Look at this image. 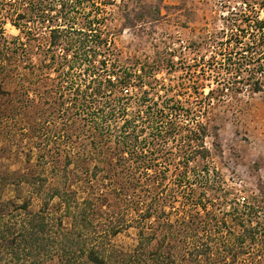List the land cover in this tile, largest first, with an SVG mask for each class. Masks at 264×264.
<instances>
[{"label": "rangeland", "instance_id": "rangeland-1", "mask_svg": "<svg viewBox=\"0 0 264 264\" xmlns=\"http://www.w3.org/2000/svg\"><path fill=\"white\" fill-rule=\"evenodd\" d=\"M5 2L0 0V18L8 7L2 5ZM76 6L86 11L102 10L99 25L112 39L119 59L161 58L164 66L157 78L171 82L178 98H189L194 107L203 105L196 114L210 127L205 138L210 156L191 162L196 169L206 166L208 172L202 171V178L197 180L194 168H190L186 186L180 190L169 171L170 189L161 191L160 196L161 202H166L151 218L139 217L143 206L117 203L116 196L107 194L113 206L102 207L93 228L102 233L107 230L108 213L124 219L117 233L105 240L106 264H132L139 231L159 228L160 208L173 222L191 208L190 199L196 198L203 203L197 206L200 213L207 212L205 216H210L220 238L212 258L224 254L223 248L230 246L233 234L240 232L237 213H246L247 206H253L257 211L251 226L261 236L245 243L247 248L238 256V264H264V0H79ZM156 8L160 9L159 16ZM137 14L143 18L135 21ZM3 31L8 40L20 35L8 21H3ZM38 58L34 55L32 60L37 62ZM27 61L20 62L19 72H27L23 65ZM171 61L175 66L166 69ZM256 78L260 91L253 90ZM196 83H203V88L198 86L194 91ZM62 84L66 83L51 80L38 85L23 78L0 82V264H47L41 261L43 255H35V247L23 243L13 226L26 213L42 210L50 224L60 219L70 227L77 202L88 196L96 198L104 188L102 171L92 176L94 162L75 156L82 150L77 143L81 139L76 137L81 129L78 120L66 125L71 137H64L65 116L56 109ZM37 85L42 90L52 87L53 91L37 96L32 90ZM210 89L212 95L203 98ZM71 190L75 194H70ZM144 194L141 190L132 198L149 200ZM159 216L164 219L163 214ZM190 238L185 239L192 242ZM155 246L156 241L149 245ZM183 264L192 263L183 260Z\"/></svg>", "mask_w": 264, "mask_h": 264}, {"label": "trees", "instance_id": "trees-1", "mask_svg": "<svg viewBox=\"0 0 264 264\" xmlns=\"http://www.w3.org/2000/svg\"><path fill=\"white\" fill-rule=\"evenodd\" d=\"M78 2L7 0L2 5L8 7L0 18V82L6 78H23L38 85L51 80L66 83L59 89L61 100L56 107L66 117L62 120L64 137H71L66 125L78 120L81 129L76 137L81 139L77 143L82 150L75 156L94 162L92 176L97 170L103 173L104 188L96 198L88 196L77 202L76 210L70 215V227H65L60 219L53 226L48 216L41 214L42 210L26 213L16 222L17 228L13 226V231L18 229L16 233H21L23 243L35 247V255H43L41 261L47 264H106L105 240L117 233L124 219L108 213L107 230L102 233L93 228L102 207L113 206L107 194L116 196L117 203L143 206L144 212L139 217L147 220L166 202H161L160 196L170 189L168 172H173L174 186L182 190L190 177V168H194L193 177L197 180L202 178V171L208 172L206 166L196 169L191 162L197 158L206 160L211 154L205 142L210 127L196 114L203 105L194 107L189 104V98H178L171 82L157 78L164 66L161 58L130 62L127 58L119 59L112 39L99 25L104 17L102 10L86 11L76 6ZM155 13L159 16L160 9L156 8ZM141 18L137 14L133 19ZM3 21L18 29L20 35L10 40L5 38ZM129 22L134 25L130 19ZM34 55L39 57L37 62L32 60ZM25 60H28L23 64L27 72L21 73L18 66ZM173 66L175 63L171 61L166 69ZM38 85L32 89L37 96L53 91L52 87L42 90ZM196 85L194 91L198 86L203 88V83ZM261 89L256 78L253 90ZM212 93L213 89L208 90L203 98H209ZM71 110L76 115L74 118L69 113ZM141 190L149 200L147 197L133 200L132 196ZM70 194L75 192L71 190ZM190 200L191 208L180 213L175 221L170 222L168 213L160 208L159 228L140 229L131 255L132 264H183V260L192 264H238V256L247 248L245 243L261 236L251 226L252 215L257 210L247 206L249 213H237L240 232L233 234L230 246L223 248L224 254L212 258L214 244L220 238L210 216H205L207 212L202 215L197 207L203 205L202 200ZM159 214H163V220ZM261 233L264 244V232ZM188 236L192 242H187ZM153 241L156 246L150 248Z\"/></svg>", "mask_w": 264, "mask_h": 264}]
</instances>
